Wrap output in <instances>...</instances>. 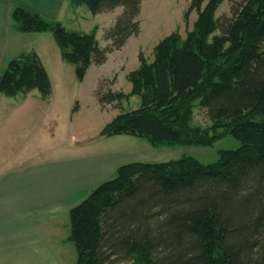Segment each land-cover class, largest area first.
<instances>
[{"label":"trees","instance_id":"trees-1","mask_svg":"<svg viewBox=\"0 0 264 264\" xmlns=\"http://www.w3.org/2000/svg\"><path fill=\"white\" fill-rule=\"evenodd\" d=\"M142 1L70 0L92 14L123 7L105 32L110 45L104 48L96 27L86 33L69 30L21 7L10 17L19 31H50L82 81L90 65L105 62L109 52L139 32ZM188 1L185 16L196 10L198 18L186 37L165 36L154 46L151 62L139 54V66L128 73L129 93L98 97L101 104L133 95L140 99L101 134L145 137L152 146L192 143L189 118L198 101L215 129L241 144L219 149L218 158L207 164L182 155L120 165L113 178L69 210L75 264L134 256L135 264H264V0H243L221 22L215 12L222 0ZM33 89L44 98L51 93L41 58L31 50L8 61L0 92L16 97ZM217 137L195 142L206 145ZM158 250L164 254L155 261Z\"/></svg>","mask_w":264,"mask_h":264},{"label":"rangeland","instance_id":"rangeland-1","mask_svg":"<svg viewBox=\"0 0 264 264\" xmlns=\"http://www.w3.org/2000/svg\"><path fill=\"white\" fill-rule=\"evenodd\" d=\"M242 2L243 0H222L215 12L216 18L220 22L228 18ZM205 3L206 1L202 6ZM69 6L67 20L63 19V23L61 22L65 28L86 33L96 27L95 37L99 47L110 45V41L105 38V32L114 24L123 7L102 11L95 17L84 5L69 2ZM188 6V0H143L136 17L139 22V32L131 35L121 48L109 52L107 61L90 65L82 81L77 79L74 65L60 56L59 47L52 33L50 31L42 33L46 49L43 45L35 46L40 48L42 54L40 58L51 82V93L47 98L42 97L39 92L31 93L27 98V101L33 102L32 109L35 113L33 118L28 119L26 129L19 131L17 144L12 145L10 149H14L18 156L28 154L30 156L24 157L23 162L18 163L17 170L20 171L26 165L40 163L42 160L55 165L61 164V158L100 159L106 154L125 153L123 156L125 159L128 155L130 157L142 152L146 153L147 159H140L144 160L140 162H161L189 155L207 164L218 158L219 149L238 148L240 141L230 135L221 134V127L219 130L215 129V122L198 101L193 103L189 118V127L192 128L189 137L193 140L192 143L181 145L160 142L152 146L145 137L101 134L103 127L118 113L137 108L140 99L133 95L126 99H116L111 103L101 104L98 97H104L108 91L129 93L132 83L128 79V73L139 66V54H142L147 62H151L154 46L165 36L177 32L182 39L186 37L198 18L196 10L185 16ZM70 12H74L79 20L83 18V23L87 22V24L84 26L80 21L77 22L80 23L79 25L75 24ZM85 13L88 18L84 17ZM92 17L93 20L90 19ZM219 33V30L215 31V34ZM53 47L56 50H53ZM5 68L6 66L0 69V75ZM72 135L77 143H74ZM215 135L218 137L210 144L201 145L195 142L199 138L207 139ZM4 163L5 160L0 162L2 170L5 167ZM4 174L7 173L0 171V179ZM115 174L116 172L109 175L106 180L113 178ZM61 214L58 216L61 217ZM69 244L75 254L73 243L70 241ZM258 249L261 251L260 246L253 251L254 257L259 255ZM163 254L164 252L158 250L153 254V259L157 261ZM134 257L111 258L113 261L105 264H135Z\"/></svg>","mask_w":264,"mask_h":264},{"label":"crops","instance_id":"crops-1","mask_svg":"<svg viewBox=\"0 0 264 264\" xmlns=\"http://www.w3.org/2000/svg\"><path fill=\"white\" fill-rule=\"evenodd\" d=\"M69 2L0 0V69L24 51L34 50L42 57L40 48L35 45H43L46 49V42L41 36L46 31L22 32L17 29L10 17L14 7L62 22L67 20ZM70 14L75 24L79 25L78 21L87 24L83 23V18H76L74 12ZM97 14L92 15L96 17ZM84 17L88 18L86 13ZM90 19L93 20V17ZM53 50L56 49L53 47ZM38 92L33 89L16 97L0 92V162L5 160L4 170L0 165V171L7 173L0 179V264H75L76 253L69 244V210L116 172L120 165L147 159L144 152L128 155L125 159V153H111L100 159L61 158V164L55 165L42 160L18 171V163L30 154L18 156L10 147L17 144L19 131L25 130L28 119L33 118V102L27 101V98L31 93ZM72 138L75 141L74 135ZM60 214L61 217L58 216Z\"/></svg>","mask_w":264,"mask_h":264}]
</instances>
